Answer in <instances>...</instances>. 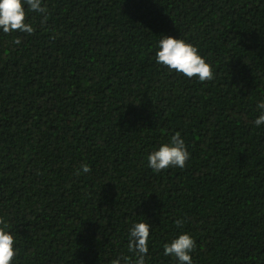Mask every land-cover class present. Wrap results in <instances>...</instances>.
Wrapping results in <instances>:
<instances>
[{"label": "trees", "instance_id": "trees-1", "mask_svg": "<svg viewBox=\"0 0 264 264\" xmlns=\"http://www.w3.org/2000/svg\"><path fill=\"white\" fill-rule=\"evenodd\" d=\"M34 34L0 29V217L13 264H111L134 223L146 264L189 233L193 264H264V0H42ZM197 46L212 81L155 62ZM19 37L20 44L13 41ZM181 134L190 158L147 156ZM87 163L91 172L80 166ZM182 220L177 227L175 221Z\"/></svg>", "mask_w": 264, "mask_h": 264}, {"label": "clouds", "instance_id": "clouds-1", "mask_svg": "<svg viewBox=\"0 0 264 264\" xmlns=\"http://www.w3.org/2000/svg\"><path fill=\"white\" fill-rule=\"evenodd\" d=\"M47 12L46 6H42V0H0V29L3 33L12 32L34 34V27L27 23V12ZM13 43L20 44L21 39L17 37ZM159 50L155 54V62L169 70L182 74L187 78H198L200 82L212 81L214 70L200 55L197 46L177 39L173 36H164L158 42ZM260 115L255 119L256 126L264 125V101L256 105ZM190 152L179 132L171 136L170 141L159 146L158 150L152 151L147 156L148 167L153 172L159 173L169 168H184L189 161ZM91 172L87 163L80 166L76 175ZM177 227L183 221H175ZM151 225L145 222H137L132 225L128 232V252L133 257L120 256L111 261V264H146L145 257L149 252L148 242ZM9 224L0 217V264H13L19 250L15 247L16 239L8 230ZM195 239L189 233H182L170 243L164 244V255L176 258L178 264H193L191 253L196 249Z\"/></svg>", "mask_w": 264, "mask_h": 264}]
</instances>
